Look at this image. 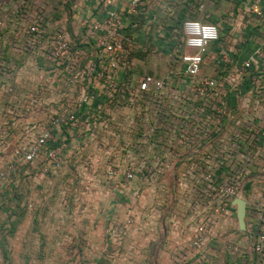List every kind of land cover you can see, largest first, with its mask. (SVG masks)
I'll return each instance as SVG.
<instances>
[{
	"label": "built area",
	"instance_id": "obj_1",
	"mask_svg": "<svg viewBox=\"0 0 264 264\" xmlns=\"http://www.w3.org/2000/svg\"><path fill=\"white\" fill-rule=\"evenodd\" d=\"M48 1L0 0V26L1 8L6 3L19 4L15 10L25 15L32 13L22 31H0V111L30 116L40 112L43 117L34 139L24 150H14L0 169V193L22 165L32 169L39 164V176L58 171L65 162L62 155L67 138L72 132L86 131L93 124L88 118L102 103L152 117L146 127L139 125L151 143L150 158L144 159L139 152L143 164L218 165L235 162V149H264V39L259 42L239 32L236 45L229 48L226 38L234 31H219L216 24L185 18L176 32L179 53H163L166 46L150 45L146 35V43L136 40L140 32L134 26L141 0H72L69 16L73 21L68 25L48 23L41 10L33 9L36 2ZM159 38L164 39V31ZM4 50L20 58L5 62ZM139 55L163 57L164 75L135 73ZM209 66V74L201 75ZM32 71L35 75L38 71L37 79L32 78ZM16 84L24 86L23 90ZM245 94L253 111L244 121L243 136L238 107ZM162 149L166 152L163 157L156 152ZM107 162L111 163L110 157L103 161ZM123 175L125 179L146 178L151 171L141 168L133 175L125 170ZM195 176L214 181L223 178L217 170ZM234 180L228 185L213 183L212 198L219 205L239 197ZM258 229L261 244L264 226ZM207 238L205 228L198 225L190 247L200 249Z\"/></svg>",
	"mask_w": 264,
	"mask_h": 264
},
{
	"label": "rangeland",
	"instance_id": "obj_2",
	"mask_svg": "<svg viewBox=\"0 0 264 264\" xmlns=\"http://www.w3.org/2000/svg\"><path fill=\"white\" fill-rule=\"evenodd\" d=\"M62 1L63 3L59 0H49L44 4L36 2L33 9L41 10L46 15L45 20L48 23L61 21L68 25L73 21L68 13L72 0ZM224 2V13L221 16L223 19L221 24H223H220L219 31H227L226 26L232 28L231 31L234 30L231 36L228 35L226 38L229 48H232L237 43L235 42V5L229 0ZM201 3L202 1L187 3L184 0H176L173 3L172 0H164V5L168 9L170 7L180 11L189 9L190 18L197 15L198 17L193 19L205 22L206 19H200V15L203 14ZM65 4L69 5L68 9L63 8ZM15 6L10 2L1 8L0 31H22L28 24V17L32 13L25 15L21 10H15ZM164 13L163 18L157 22H148L146 29L165 31L166 26L174 23L175 18L168 16L166 11ZM138 57L135 73L164 75L163 57L153 55ZM210 70V66L205 67L200 73L206 75ZM31 76L37 79L38 71L36 75L32 71ZM15 86L20 90V84ZM238 108L240 131L244 136L245 119L253 111L248 94L240 98ZM141 118H143L142 123ZM88 119L93 124L89 123L86 131L72 132L71 139L67 138V148H64L65 153L62 155L63 161H67L62 163L58 171L51 175L39 176L37 174L39 164L35 163L36 168L31 170L28 165H22L18 169L20 174L16 173L19 184L12 191H6L5 195L1 191L0 264H13L9 254L14 243L20 248L18 252L20 257H24V238L27 236V229L23 224L26 215L24 209L27 204L24 198V169L37 174L34 175L36 177H32L37 181L35 192L37 195L32 201L37 205L45 204L46 212L38 211L36 219L47 223L42 227L47 237L43 244L46 252L51 253L57 247L65 254L59 264H104L102 247L105 244L112 245L114 252L117 250L131 253L127 255L129 258L124 259L112 255L110 263L137 264L139 261L134 259V243L136 232H140L139 221L145 222L147 229V226L152 225L157 218H162L169 210L176 212L175 218L178 216L185 221L189 246L193 231L198 225L207 231L206 242L198 250L190 247L194 259L185 264H264V242L259 244L257 241L258 227L264 226V149L248 147L235 149V154L232 153L235 162L218 165L183 162H171L166 165L143 164L140 163L139 152L144 153V159L150 158L151 143L147 132L139 125L146 127L153 122L149 114L136 116L134 112L129 111V108L124 107L121 110L115 104L102 103L100 109ZM161 119L164 122L165 117L162 116ZM35 120L32 118V125L26 126V130L21 128L19 132L13 133L16 136L13 147H9L8 142H4L7 144L0 150V169L6 159H10L14 150H24L26 144L34 139L39 127L38 124L36 127ZM5 134L0 130V141ZM70 140L75 143L73 148ZM156 152L162 157L166 153L164 149ZM108 157L111 158V163H103ZM141 168L151 171V175L146 178L123 177L125 170H131L134 175V172ZM216 170L223 176L219 181L195 176L196 173ZM112 172L118 176L109 175ZM234 178L239 198L247 202L242 230L237 226L235 207L227 200L219 205L218 200L212 198L214 182L222 181L228 185L230 179ZM75 220L79 221V236H76L75 227H72ZM103 222L107 223V226L104 227ZM182 230L183 228L180 229ZM180 231L176 232V235H179ZM34 236L37 237V234ZM92 240H95V243H92L93 249L90 247ZM77 243L79 247H75ZM73 251L78 252L77 261L71 257ZM28 258L29 255L25 259L21 258L23 261H19L20 264H32L33 262ZM58 262L56 258L46 261L47 264H58Z\"/></svg>",
	"mask_w": 264,
	"mask_h": 264
},
{
	"label": "crops",
	"instance_id": "obj_3",
	"mask_svg": "<svg viewBox=\"0 0 264 264\" xmlns=\"http://www.w3.org/2000/svg\"><path fill=\"white\" fill-rule=\"evenodd\" d=\"M173 3L176 0H172ZM187 3H191L193 1H202L201 10L202 13L200 15V19H206L208 22L216 24L217 27L220 26L222 15H223V4L225 0H184ZM231 4L235 5V35L241 32L244 33L247 38L254 37L257 41L261 42L264 39V0H229ZM228 2V1H226ZM141 7L138 11V16L135 19V30L140 32V35L136 37L137 42L146 43V39L144 41V37L146 35L147 43L156 47H162L166 44L164 39L159 38V33L162 31H148V22L155 23L160 18H163L164 12L166 11L168 16L175 18V16L190 18L189 14L190 10L180 11L175 9H168L164 5V0H141ZM197 15H194L193 18H197ZM192 19V18H191ZM148 24V25H147ZM223 24V23H222ZM221 24V25H222ZM262 26H259L261 25ZM164 26V25H163ZM227 31H231L232 28L229 26L225 27ZM160 29V28H159ZM162 29V28H161ZM234 31V30H233ZM263 41V40H262ZM240 52L241 50H237ZM236 51V52H237ZM246 51L244 49L241 58L244 57ZM240 54V53H239ZM136 56V55H135ZM138 57L135 59L137 60ZM137 64V61H136ZM137 66V65H136ZM21 85V84H20ZM24 86L21 85L20 90H23ZM0 130L5 131V136L1 138L0 141V150L5 147L4 142H8L9 147H13L16 141V136L13 135L16 131L22 128L26 130V126L32 125V118L36 119V127L40 126L43 121L42 113H38L34 116H30L27 114H7L5 112L0 111ZM38 124V125H37ZM74 145L71 146L73 148ZM10 149V148H9ZM65 153V152H64ZM8 159H6L7 161ZM5 161V162H6ZM67 161V160H66ZM65 161V162H66ZM36 168V167H35ZM31 170V169H30ZM20 174V171L17 172V175ZM17 175L12 177L7 183L3 184L1 191L4 192V195L7 192L12 191L18 183ZM30 175V176H29ZM37 174L31 173V171H26L24 169L23 176L25 177L24 182V190H25V201L27 204L25 205L24 211L26 212L24 217V228L27 229V236L24 238L25 248H24V257H20L19 247L16 246L17 243H14V247L10 250V260L13 261V264H20L19 261L25 259L27 255H29V260H31L32 264H47L46 261L51 258H56L59 260L58 264L61 263L64 259L65 254L58 250L57 247L51 253L46 252V249L43 247L45 241L47 239L45 232L42 230V227L45 226L46 221L37 220L36 213L38 211L46 212V205L40 204L37 205L33 203L34 196L37 195L36 192V179H32V177ZM36 177V176H34ZM34 181V182H33ZM40 192V191H39ZM247 203V202H246ZM5 210V209H4ZM3 212V209L1 210ZM8 211V210H7ZM17 211V209H16ZM14 212V210H13ZM176 212L169 210L167 214H163L162 218H157L156 221L153 222L152 225L145 227V222L139 221V229L140 232H136L135 235V252L134 259L139 261L137 264H185L189 263L190 260H193L194 253L192 252L189 242H188V233H186L185 229V221L178 217L175 218ZM177 219V220H176ZM47 224V223H46ZM104 227L107 226V223H104ZM92 225H89V227ZM109 226V225H108ZM75 229V232L79 236V221L75 220V224L72 225ZM183 228L182 231L180 229ZM179 232V235H176V232ZM37 234L35 237L33 234ZM43 234V235H42ZM75 236V235H74ZM90 238V236H88ZM25 239L27 241H25ZM89 240V239H88ZM30 243H29V242ZM95 243V240L90 241ZM90 243L89 246H90ZM23 245V247H24ZM110 246V247H109ZM43 247V248H42ZM75 247H79V243ZM92 249L94 245L90 246ZM112 245H103L102 247V255L104 259V264H112L110 263V259L112 255H115L117 258H129L127 255H131V253L123 251L118 252L117 250L114 252L112 249ZM114 252V253H113ZM90 255V254H89ZM92 256L93 253H91ZM20 257V258H19ZM71 257L77 261L79 256L78 252H74L71 254ZM22 258V259H21ZM131 258V257H130ZM23 261V260H22ZM149 261V262H148ZM181 261L183 263H181Z\"/></svg>",
	"mask_w": 264,
	"mask_h": 264
},
{
	"label": "trees",
	"instance_id": "obj_4",
	"mask_svg": "<svg viewBox=\"0 0 264 264\" xmlns=\"http://www.w3.org/2000/svg\"><path fill=\"white\" fill-rule=\"evenodd\" d=\"M68 6H69L68 4H65L63 6V8L68 9ZM68 13H69V10H68ZM179 19H181V20H179ZM182 20H183L182 17L176 16L174 21H173L174 23H172L171 25H168V26H166V28H164V30H165L164 31V40L168 39V41H166V44H165L166 48H164V49L162 48L163 53L168 52V50L175 52V54L179 53V47L177 45L179 43V38H178L179 36L177 35L176 32L179 31ZM172 31H175V33H173ZM172 35L174 36L173 39H171ZM220 40H221V38L217 41V43H215V45H218L220 43ZM1 56H2V60L5 62H8V61L14 62L20 58V57H18L19 55H16L15 53H12L8 50H4V53H2Z\"/></svg>",
	"mask_w": 264,
	"mask_h": 264
},
{
	"label": "water",
	"instance_id": "obj_5",
	"mask_svg": "<svg viewBox=\"0 0 264 264\" xmlns=\"http://www.w3.org/2000/svg\"><path fill=\"white\" fill-rule=\"evenodd\" d=\"M231 204L235 207V218L238 229L242 230L244 228L246 202L243 199L237 197L232 200Z\"/></svg>",
	"mask_w": 264,
	"mask_h": 264
}]
</instances>
